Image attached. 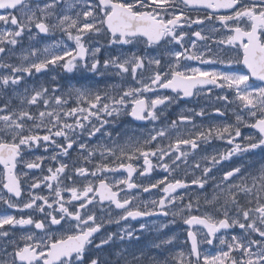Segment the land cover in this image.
Masks as SVG:
<instances>
[{
	"label": "snow or ice",
	"instance_id": "6c2138e0",
	"mask_svg": "<svg viewBox=\"0 0 264 264\" xmlns=\"http://www.w3.org/2000/svg\"><path fill=\"white\" fill-rule=\"evenodd\" d=\"M179 2L185 9L211 11L203 18L193 19L178 7L177 0H0V10H3L0 12V69L6 72L0 74V94L10 89L19 100L17 106L12 105L10 98L0 104V165L3 166L0 188L7 190L11 197H22L24 190L20 176H27L28 173L22 171L17 174V165L23 164L28 170L40 169L44 160L42 156L33 160L25 159L24 154L34 148L44 147L47 151L49 145H54L60 149V155L67 156L76 144L83 160V164H73L71 170L67 171L69 164L54 155L51 159L57 161V166L48 167L47 175L33 179L22 208L34 209L43 214L42 218L34 220L29 215L18 219L13 215H0V240L4 241L0 244V264H264V162L254 171L251 165L235 166L225 171L220 182L215 185L212 199L206 201L216 205L212 212L192 214L194 208L199 212V201L194 204L189 200L178 212L172 213L173 216L181 215L183 223L189 226L187 237L190 248L187 254L183 251L173 253L168 249L163 260H158L144 250H139V254L125 248L115 250L113 246L117 240L139 239L127 230L123 234L96 236L102 224L89 207H95L94 202L100 205L108 202L116 209L123 210V214L115 221L119 223V220L129 218L158 214L168 216L166 201L167 205H171L177 199L183 200V197L172 194L188 185L176 179L162 188L165 196L158 202L152 201L151 210L147 207L141 210L138 206L129 208L132 198L126 189L138 187L132 182V175L136 171L131 163L134 158L143 157L144 165L147 166L141 175L153 168L150 156L160 161L158 167L171 172L174 169H170L164 158L170 157L173 150L178 155L171 159V163L176 164L181 157L188 155L186 151H181L182 145L196 150L198 141H207L212 137L226 139L233 147L220 155L219 159L211 157L212 166L202 169L203 177H207L212 167L221 160L237 154H255L256 149L264 152V0ZM77 3L82 6L74 15L69 14ZM213 20L219 22L224 34L213 41L217 51L213 57L206 59L205 52L197 50L195 42L190 45L191 51L184 46L187 33L183 29ZM33 28L38 30V34L59 30L75 42V48L65 46L60 53L44 49L48 55L42 59L20 64L7 62L4 57L12 53L24 34H31ZM212 31L219 29L213 27ZM101 34L108 37L110 45H134L143 40L149 47L163 48L170 59L162 66V56H145L134 52L121 53L105 59L101 64L96 58L101 47L94 46L90 50L84 43L85 37ZM192 35L202 41L208 39L201 31H195ZM168 45L178 47L169 49ZM208 50L211 51L210 48ZM37 51L33 48L29 55L35 56ZM29 55L22 56V61H28ZM89 56L92 58L91 63H84V66L90 71L102 69L100 74L103 75L110 68L115 69L118 76L130 77L137 86H110L117 90L116 94L111 90L101 94L88 88H70L67 93L57 94L56 89L50 91L44 86L31 90L25 88L23 94L16 93L17 86L26 75L40 73L60 61H64L63 67L67 71H72L77 63L87 61ZM181 58L201 64H221L228 70H206L189 65L182 68ZM232 65H243L246 71L232 69ZM255 81L261 83L256 84ZM206 86L232 90L239 106L247 110L248 119L237 113L235 125H212L206 130H197L189 133L187 138L169 142L167 148L161 147L159 141L169 139V133L177 127V121H172L167 127L152 129L146 137L135 143L113 142L112 146L97 145L90 148L87 143L77 142L74 138L77 130L81 134L86 131L89 137L100 132L104 124L109 123L107 119L101 120L102 113L111 117L127 111L136 120L157 121L158 106L180 96L198 95ZM161 89L171 90L177 95H161ZM149 93L153 96L147 95ZM72 97H75V106H68ZM217 99L231 103L227 95L218 96ZM215 111L224 115L219 108ZM193 115L204 116L205 112L201 110L196 113L193 110ZM90 117L95 118L99 126L92 124ZM69 118H74L72 123L68 122ZM179 120L191 123L192 116L181 115ZM241 125L255 130L244 138L243 144L235 142L241 136ZM58 138L64 142L58 143ZM153 142H156V146L148 147ZM97 154L100 157L98 163L94 162ZM120 169L126 170V178L109 182L105 175H101ZM205 183L207 180L204 178L192 180V184L201 189ZM160 184H165V180L151 187ZM41 185L49 191L53 197L51 200L49 196L38 195L33 191L41 188ZM122 191L125 192L124 197L120 196ZM143 191L148 192L149 188L144 187ZM3 199L0 196V200ZM4 203L9 208L21 207L11 199L4 200ZM185 210L187 215H182ZM6 225H32L40 230V234L23 235L18 242L14 238L8 239L10 233L5 230ZM194 226H199L196 231L192 230ZM234 228L240 230L239 234L225 237L228 230ZM201 230H204L203 243L212 245L216 240L224 247L214 255L202 254L201 241L198 240V231ZM175 239L174 236L169 237L153 247L172 245ZM9 246L11 251L8 250ZM105 246L113 249L111 256L115 260L105 253Z\"/></svg>",
	"mask_w": 264,
	"mask_h": 264
},
{
	"label": "flooded vegetation",
	"instance_id": "af4514ba",
	"mask_svg": "<svg viewBox=\"0 0 264 264\" xmlns=\"http://www.w3.org/2000/svg\"><path fill=\"white\" fill-rule=\"evenodd\" d=\"M178 7L181 9H184L189 16H191L193 19L196 17L203 18L208 12L211 10H189L185 9L182 4H180L179 0H177ZM82 5L80 3H77L76 8L72 9L69 14L74 15L75 12L81 7ZM3 10H0L2 12ZM213 27L216 29H219V31H212ZM187 35L185 37V42L184 46L189 47V50L191 51V43L195 42L196 43V49L200 51L205 52V58H211L213 57V54L217 51L216 44L213 42L219 38H221L224 34V29L220 28V24L218 21L213 20V21H205L203 25H196L193 24L191 27L185 26L183 29ZM195 31H201L202 35H205L208 37L207 40L202 41L199 40L197 37L192 35L193 32ZM35 37L33 40H31L32 37ZM46 39L52 42H63V43H68V47L70 49L75 48V42L68 39V37L61 31L56 30L52 31L49 34H38V30L33 28L31 31V34L26 32L24 36L21 38V41L19 44L15 46L13 49L12 53H17L21 52L22 50L25 49H33V47H36L37 45L40 47L42 45V40ZM143 41V40H141ZM84 43L86 44L87 47L91 50L92 47L94 46H99L101 47V51L97 54V59L101 61V64L105 59H108L110 57H115L117 56V53L121 51V48L124 47L125 51L127 53H131L138 44L134 45H115V44H109L108 43V37L101 34L98 36H93V37H85L84 38ZM37 46V47H38ZM54 46L56 47V43H54ZM54 47V48H55ZM169 49L172 48H177L178 46L176 45H168L167 46ZM211 49L209 51L208 49ZM146 50L147 53H149L150 56H162V66L165 64L166 61H169L170 57L165 53V50L163 48H158L157 46H151L149 47L148 45L144 44V47L142 50ZM9 55L4 57L6 59ZM91 56L88 57L87 61L85 62H79L77 63V66L81 69H83L84 63H91ZM57 65V64H56ZM53 65V66H56ZM184 65H189L191 67H200L202 69L206 70H228L226 66L221 65V64H201L199 61H185L183 58H181V67L183 68ZM51 65L45 70H43L40 73H48L50 71ZM87 69V67H85ZM58 69V68H57ZM75 69V68H74ZM232 69H239L241 71H246L243 65H232ZM58 71L62 74V77L59 78V81H52L51 90L56 89L57 94H61V91L63 89L69 90V82L75 83L78 87H85L94 91H99V85L101 84L100 81H79V77L75 75L76 72H69L67 71L63 66L58 69ZM97 76L98 79L101 80L102 77L99 75V69L97 70ZM73 80V81H71ZM252 81H250L251 83ZM87 85H83L86 84ZM256 84H260V81H255ZM63 85V89L59 87V85ZM208 89H211L209 91ZM161 95H166L170 97H176V93L172 92L171 90H159ZM67 93V92H64ZM149 96H153L152 93L147 94ZM227 95L229 98V101L231 103L225 102L224 100L220 99L218 100V96H224ZM154 98V97H153ZM76 100L75 97H72L69 100V105L68 106H75ZM0 104H3V100L0 97ZM219 108L222 112H224V115L221 116L219 115L215 110ZM193 110L198 113L201 110L205 112L204 116H199V115H193ZM35 111V109H33ZM158 111H165L166 115L169 116L170 118H174L177 114H182V115H189L192 116V119L194 120L193 117H195V121H202L203 125L198 126L192 129V132L187 128L185 129L186 132L184 133H195L197 130H206L208 127L212 125H222V124H233L235 125L236 122V114L239 113L240 115L244 116V118L247 120L248 117L246 115V109H242L239 106V102L234 99V92L232 90H227V89H220V88H214L213 86H206L203 91H201L198 95L194 94L192 97H183L180 96L177 99H174L173 101H166L165 105H160L157 107V112ZM106 114H101V120L105 119ZM113 117V116H111ZM92 124L96 123V126H99V122L95 119L90 117ZM74 118H69L68 122L72 123ZM174 121V120H172ZM171 121V122H172ZM148 121H143L142 123L139 124H146ZM137 123V122H136ZM117 129L116 126L113 127V132ZM240 131H241V136L236 138L237 143L243 144L244 138L250 134H253L255 130L245 127L243 125L240 126ZM183 133V132H182ZM43 134V132L41 133ZM74 138L77 140V142L83 141L89 145V147H94L97 145H103L101 143L100 139V134L97 132L94 136L89 137L87 135V132L85 131L84 133H80L79 130H77V134L74 136ZM62 138H58V143H63ZM199 147L196 150H191L188 146H181V151H186L188 155L186 157H181L180 160H178V167L176 168V173L172 172L170 178L165 182V184H160L158 187H151L152 184H155L152 182V178L155 176L156 173V162L154 161L153 158L149 157L153 164V168L149 172H145L144 175H141V172L144 171V169L147 167L144 165L143 162V157L139 158H134L131 163L133 164V167L136 169V171L132 175V182L136 183L138 185L137 188L127 190V194L132 198V204L129 205V208L133 206H138L141 208V210L145 209V202L140 204L139 200L137 197L139 195L142 196H151L153 194H156V198L158 197L157 202L165 196V194L162 192V188L166 186L168 182H172L176 179L183 180L188 187L187 188H179L177 192L174 194V196L177 197H183V200H180L181 205L184 206L186 205L189 200L195 202L198 200L199 201V212L196 211V209H193L192 214H201L204 212H212L213 208L216 206L214 204H208L206 201L211 200L212 196L214 195L216 189L215 185L220 182L221 177L225 171L231 170L235 166H240L244 165L245 167H248L249 165H255L259 166L260 163L264 162V152H261L260 149L255 150V154H237L233 155L230 159H225L221 160L219 164H216L215 166L212 167V171L208 173L207 177H203V172L202 169L206 166H212V161L211 157L216 156L219 159V156L222 154L227 153L233 145H230L227 143L226 139H220L218 137H212L208 139L207 141H198ZM25 159L26 160H33L37 156H42L44 157L43 163L41 165L40 169H33V170H28L24 168L23 164H18L17 165V174H20L22 171H26L28 173L27 176L21 175V187L24 190V194L22 195L21 198L17 199L15 197H11L10 194L7 193V190L0 188V196H3V200H0V215H13L17 217L18 219L21 217L27 218L29 215L32 216L34 220L42 218L43 214L39 213L38 211L34 209H23L22 204L24 201L27 200V190L29 185L33 182L34 178H38L42 175H47V168L48 167H56L57 166V161H54L51 159L52 156L56 155L57 159L68 163L69 164V170L70 171L73 164H83V160L81 157L80 150H78L76 144L73 145V148L69 150V154L67 156H62L60 155V149L56 148L54 145H49L47 148V151L44 150V147H38L32 149L30 152L25 153ZM207 157L208 159H205ZM111 159V158H109ZM100 157L99 154L94 158V162H99ZM125 163H128L127 160L124 161ZM192 163V164H191ZM191 164V165H190ZM199 164L200 167L197 168L196 165ZM88 167H91V165H85ZM254 168V167H253ZM243 170V169H242ZM253 170V169H252ZM254 171V170H253ZM169 172V171H166ZM3 174V166L0 165V175ZM105 175L106 178L109 180V182L115 181V178L113 176L117 177H122L123 179L127 177V172L124 169H120L119 171L115 173H106V174H101ZM195 178H204L207 180V183H205L204 188H199L198 185L192 184V180ZM94 179V178H93ZM98 183V181H97ZM121 188H125L124 185H120ZM148 187L149 191L144 192L143 188ZM36 194L38 195H45L49 196V199L51 200L53 197L49 194V191L44 188L43 185H41V188L33 190ZM202 192H204L203 195H200ZM136 195V196H135ZM65 196L67 197L68 194L65 193ZM121 197L125 196V192L122 191L120 193ZM11 199L13 203L20 204V208H9L6 203H4V200ZM37 203H40V201H37ZM75 203V202H74ZM167 204V201H166ZM95 207L90 205L89 207L92 208V210L95 212V215L97 217V221L102 224L101 230L99 233L96 234L97 237L101 235H106L107 234V229L105 227L106 223V210L107 209H112L116 212H123L121 209H116L114 205H109L108 202H104L103 205L97 204L94 202ZM153 207L148 208L151 210ZM169 206H166V211H169ZM47 211V209H46ZM159 211V209H157ZM170 217V213L168 216H164L162 214L158 215H153L149 216L146 219H132L129 218L127 220L133 222V223H138L141 221H157V220H162V219H168ZM117 223V222H115ZM120 223V221H119ZM118 223V224H119ZM184 225V230H186V233L184 236L187 237V226L183 223ZM199 227V226H198ZM194 228L195 231L197 228ZM5 230H8L10 233V236L8 239H16L19 242V238L23 235L32 233L35 235L40 234V230H37L34 228L32 225H24L20 226L17 225L15 227L6 225ZM203 231H198V240L201 241L200 243V249H202V254H203V243H202V238H203ZM240 230L238 228L230 229L228 230V233L225 234V237L227 235H237L239 234ZM220 235V234H218ZM187 243L189 242L188 237L186 238ZM98 242V240H97ZM4 241L0 240V244H3ZM218 241L214 240L212 245H209L212 248H217L218 247ZM9 251H11V247L9 246L8 248ZM111 256V255H110ZM111 258L115 260V257Z\"/></svg>",
	"mask_w": 264,
	"mask_h": 264
},
{
	"label": "rangeland",
	"instance_id": "374dc122",
	"mask_svg": "<svg viewBox=\"0 0 264 264\" xmlns=\"http://www.w3.org/2000/svg\"><path fill=\"white\" fill-rule=\"evenodd\" d=\"M34 38L35 37L33 36L31 40H33ZM54 43H56V47L54 46ZM144 44L145 43L143 41L138 43L136 48L131 53L137 52L145 56H150L145 49L142 50ZM37 46L33 47L34 49L38 50L35 56L29 55V51L31 50L29 48L22 50L21 52L10 53L9 56L6 58V60L7 62L13 64L28 63L30 61L42 59L46 55H48V53H46L44 49H48L49 52L60 53L62 52L65 46L68 47V43L52 42L43 39L42 45L40 47ZM124 49L125 48L122 47L121 51L117 53V56H119L121 53L128 54L127 51H125ZM24 55H29L28 61H22V56ZM63 63L64 61H60L57 63L56 66L51 65L50 71L48 73L33 72L32 76L26 75L25 79L21 81V84L17 86L16 93L18 95L23 94L25 88L31 90L33 87L39 88L41 86L47 87L51 91L50 85H52V81H59V78L62 77V74L58 71V69L63 66ZM101 71L102 69H99V75L102 77L101 80L98 79L97 72L90 71L88 67L87 69L85 67L81 69L78 66H76L75 69L69 72H76L75 75L79 77V81H89L88 83H90L91 81H100L101 84L99 85V92L101 94H103L105 91L108 90H111L113 94H116L117 90L110 88V86L113 85H123L124 87H127L129 85L137 86L136 82L133 81L130 77L118 76L116 74L115 69L110 68L103 75L100 74ZM0 74H6L5 70L0 69ZM69 81H68L69 83L68 89L85 88V87H78L75 83ZM88 83L83 85H87ZM59 87L63 89L62 84H60ZM67 91L68 90L63 89L61 91V94ZM0 97L3 100V103L5 99L10 98L13 106H17L19 104V100L15 96H13V93L10 89L5 90V93L0 94ZM157 113L159 115V119L154 122L148 121L146 124L136 123L131 118L130 114H128L127 111L122 112L119 116L105 117V119H107L109 123L104 124V126L101 128L99 132L100 139L102 140L101 143H103V145H108V146H112L113 142L119 144H125L128 142L135 143V141L142 140L144 137H146L152 129L158 127H167L171 123V121L174 120L177 121V127L171 130V132L169 133V139H164L159 141L161 147L167 148L169 142L174 143V141L177 138H187L189 133H184L186 132L185 129L188 128L192 132L193 128L203 125L202 121H198V122L195 121V117H193L194 120L192 119L191 123H188V122H180L179 118L182 114H177L174 118H170L169 116L166 115L165 111H158ZM114 126L117 127L115 132H113ZM109 133L111 134L110 136L108 135ZM155 146H156V142H153V144L149 145L148 147L154 148ZM176 155H178V153L173 150L171 152L170 157L166 156L164 158V162L169 163L170 169H174L173 171L166 172L162 167L156 166L155 176L151 179L153 183L156 184L160 180H165L166 182L170 178L172 172L176 173V168L178 167L177 166L178 161H176V164L171 163V159L174 158ZM151 158L154 159L156 165L160 163V161H158L156 157H151ZM257 167L258 166L251 165V170L252 169L255 170ZM113 177L115 178V180L123 179L122 177H117V176H113ZM203 194L204 192H202L200 195ZM137 199L139 200L140 204L145 202V206L147 208H150L153 207L152 201H157L158 197L156 198V194L147 197L139 195ZM182 207L183 206L181 205L180 200L177 199L174 204L170 205L169 208L170 217L168 219H162L161 221L160 220L147 221V222L141 221L138 223H133L129 220H119L120 221L119 224L115 223V221L119 219V216L122 215L123 212L120 213L112 209H107L106 210L107 219L105 223L107 234H111V233L123 234L124 230H127L133 232L134 237L139 238V239L133 238L132 240H125L122 242L117 240L113 247L115 248V250H119L120 248H125L128 249L129 251L136 252L137 254H139V250H144L150 256L156 257L158 260H163V258L168 254V249H171L173 253H178L180 251H183L187 254L190 246L189 243L186 242L187 237L184 236L186 230H184L183 219L181 218V215H177V216L172 215L173 212H178L179 209ZM182 215H187V211L185 210V212ZM142 225L144 226L143 228L141 227ZM163 225H167V227H163ZM173 236L176 237V239L173 241L172 245H162L161 248L153 247L154 244L160 243L161 240ZM203 246H204L203 254H209V255H214L218 253L221 250V248L224 247L219 243L216 249L210 247L206 243H203ZM112 251H113L112 248H108V246H105V253L107 255L110 256Z\"/></svg>",
	"mask_w": 264,
	"mask_h": 264
},
{
	"label": "water",
	"instance_id": "95a60500",
	"mask_svg": "<svg viewBox=\"0 0 264 264\" xmlns=\"http://www.w3.org/2000/svg\"><path fill=\"white\" fill-rule=\"evenodd\" d=\"M133 118H134V117H133ZM134 119H135V118H134ZM137 121H140V120H137ZM177 190H178V189H177ZM177 190H176V191H177ZM139 218H141V217H139Z\"/></svg>",
	"mask_w": 264,
	"mask_h": 264
}]
</instances>
